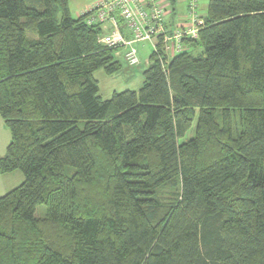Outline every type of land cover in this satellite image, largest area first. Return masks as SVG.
I'll use <instances>...</instances> for the list:
<instances>
[{
    "label": "trees",
    "instance_id": "obj_1",
    "mask_svg": "<svg viewBox=\"0 0 264 264\" xmlns=\"http://www.w3.org/2000/svg\"><path fill=\"white\" fill-rule=\"evenodd\" d=\"M69 1L0 0V173L24 177L0 197V264H264V0H208L197 38L106 100L93 73L119 48Z\"/></svg>",
    "mask_w": 264,
    "mask_h": 264
},
{
    "label": "built area",
    "instance_id": "obj_2",
    "mask_svg": "<svg viewBox=\"0 0 264 264\" xmlns=\"http://www.w3.org/2000/svg\"><path fill=\"white\" fill-rule=\"evenodd\" d=\"M166 0H100L88 9L85 22L100 25L102 34L98 42L107 48L126 47L124 59L129 66L139 62L135 43L149 42L158 53L157 47L166 44L172 54L183 50L182 39H195L203 25V18L197 14L198 0H186L192 18L184 27L170 31L165 27L167 16ZM118 20H122L120 25ZM124 29V30H123ZM125 33L130 36L127 38ZM161 59V57H159ZM163 64V61L160 60Z\"/></svg>",
    "mask_w": 264,
    "mask_h": 264
},
{
    "label": "rangeland",
    "instance_id": "obj_3",
    "mask_svg": "<svg viewBox=\"0 0 264 264\" xmlns=\"http://www.w3.org/2000/svg\"><path fill=\"white\" fill-rule=\"evenodd\" d=\"M100 0H70L68 3V8L71 16L78 17L79 14L88 11L95 6V4ZM181 2V1H180ZM208 0H198V11L203 13L207 9ZM182 4L178 3L180 8ZM60 14H56V18L59 19ZM26 35L33 37V33L30 31L26 32ZM134 47L138 50L139 64L135 66H129L123 59V57H117L120 62V69L112 74H106L103 70H97L93 73V77L97 81L99 88V95L103 100L110 98L113 92H120L123 90H137L142 85V72L147 66L148 57L152 51L151 46L147 42L135 43ZM123 50V49H122ZM239 114L238 111L235 113V119H237L236 124L239 123ZM239 125V124H238ZM196 118L193 120L192 126L186 132L183 138L180 139V142H185L193 137L195 133ZM3 132L0 137V150L1 152H6V148L11 140V135L8 127L4 123L2 127ZM72 168H68L67 172L71 173ZM19 172V171H18ZM179 190L178 182L166 184L160 187L156 195L160 200V203L164 206H168L175 199V194ZM46 215V206L40 204L36 207L34 211V216L42 218Z\"/></svg>",
    "mask_w": 264,
    "mask_h": 264
},
{
    "label": "crops",
    "instance_id": "obj_4",
    "mask_svg": "<svg viewBox=\"0 0 264 264\" xmlns=\"http://www.w3.org/2000/svg\"><path fill=\"white\" fill-rule=\"evenodd\" d=\"M166 1H167L166 2L167 3L166 9H167L168 13H167V16L165 17V27L167 29H169L170 31H174L177 28L184 27L187 24H189L192 16L187 10L186 0H175L173 4H171L169 0H166ZM178 3L182 4V6L180 8L178 7ZM199 7L200 6H198V9H199ZM83 13L79 14V16L82 15ZM197 14L203 18L206 14V11L201 13L197 10ZM147 43H149V42H147ZM149 46H151V48L153 50V46L151 43H149ZM159 46L163 50V53L168 57V59H170L171 57H173L175 55V54H172L170 49H168L166 47V44L163 43V44H160ZM126 49H127L126 47H122V48L117 49L114 52V56H115L116 60H118L117 57H119V56L123 57V59H124V52ZM136 50H137V48H136ZM137 54H138V50H137ZM138 58H139V56H138ZM124 61H125V59H124ZM138 64H139V62H138ZM148 64H149V57H148L147 66H148ZM120 67H121V65H120ZM3 125H4V120L0 116V137H1V133L3 132V130H2ZM3 155H4V152H1V150H0V157H2ZM23 179H24L23 174L20 171L18 172L17 170L9 172V173H0V197L2 195L6 194L8 191L15 188L16 186H18L19 184H21Z\"/></svg>",
    "mask_w": 264,
    "mask_h": 264
}]
</instances>
